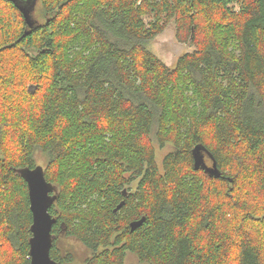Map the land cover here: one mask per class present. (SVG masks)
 Here are the masks:
<instances>
[{
	"label": "trees",
	"instance_id": "obj_1",
	"mask_svg": "<svg viewBox=\"0 0 264 264\" xmlns=\"http://www.w3.org/2000/svg\"><path fill=\"white\" fill-rule=\"evenodd\" d=\"M37 155L59 264L62 239L85 264H264V0H0V264H31Z\"/></svg>",
	"mask_w": 264,
	"mask_h": 264
},
{
	"label": "water",
	"instance_id": "obj_2",
	"mask_svg": "<svg viewBox=\"0 0 264 264\" xmlns=\"http://www.w3.org/2000/svg\"><path fill=\"white\" fill-rule=\"evenodd\" d=\"M20 8L25 14L29 25L32 26L26 8L23 6ZM199 150L200 147H197L194 155L195 168H203L211 176L220 177L221 172L218 170L216 162H213L212 166H208L205 162L204 154H201ZM19 174L28 184L30 208L33 215V224L31 226L33 236L30 239L31 264H59L52 259L50 254L53 246L52 229L57 222V219L51 215L50 208L57 201L58 190L46 180L42 166H37L33 169L28 167L20 169ZM123 204H120L116 211H119ZM144 222L145 218H142L131 223V231L142 226Z\"/></svg>",
	"mask_w": 264,
	"mask_h": 264
},
{
	"label": "rangeland",
	"instance_id": "obj_3",
	"mask_svg": "<svg viewBox=\"0 0 264 264\" xmlns=\"http://www.w3.org/2000/svg\"><path fill=\"white\" fill-rule=\"evenodd\" d=\"M150 48L163 60L166 65L170 67H173L175 65L180 56L193 51V47L189 43H182L178 41L176 37V26L174 22L169 24L166 30L150 43ZM171 150V147H168L165 150L157 148V161L160 166L162 165L163 158L166 152ZM37 156L39 166L44 167L46 159L42 155ZM206 162L209 166H211V161L208 157H206ZM59 246L62 250V253L65 254L71 251L75 255V260L66 264H85L84 257L86 256V250H84L80 246V244L71 240L62 239L59 243ZM125 264L145 263H141L134 254L128 253Z\"/></svg>",
	"mask_w": 264,
	"mask_h": 264
},
{
	"label": "bare ground",
	"instance_id": "obj_4",
	"mask_svg": "<svg viewBox=\"0 0 264 264\" xmlns=\"http://www.w3.org/2000/svg\"><path fill=\"white\" fill-rule=\"evenodd\" d=\"M31 21V20H30ZM208 165V164H207ZM209 166V165H208ZM212 166V165H211ZM32 236H33V234H32ZM52 237H53V234H52ZM54 240V239H53ZM53 247V246H52ZM54 260V259H53ZM57 262V261H56Z\"/></svg>",
	"mask_w": 264,
	"mask_h": 264
}]
</instances>
